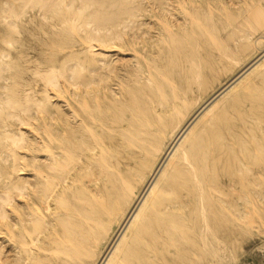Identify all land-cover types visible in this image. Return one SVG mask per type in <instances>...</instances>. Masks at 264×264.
Wrapping results in <instances>:
<instances>
[{
  "label": "bare ground",
  "instance_id": "obj_1",
  "mask_svg": "<svg viewBox=\"0 0 264 264\" xmlns=\"http://www.w3.org/2000/svg\"><path fill=\"white\" fill-rule=\"evenodd\" d=\"M74 1L21 0L18 8L8 3L3 19L7 34L18 35L14 20L25 6L37 7L43 20L48 12L61 22L69 20L72 25L61 26L63 34L87 27L88 48L100 32L119 47L126 44L128 32L132 45L147 33L145 22L138 19L144 9L140 3L111 1L116 6L111 14L93 10L83 16L85 7L102 0H78V7ZM152 1L172 15L171 0ZM91 54L86 66L62 61L43 74L45 83L55 87L60 77L66 79L71 101L67 110L54 105L48 123L54 141L46 148L40 133L41 152L23 158V170L31 159L38 160L33 178L15 169L6 176L0 194V264H213L217 245L228 248L231 233L261 211L264 146L254 136L251 146L240 139L248 112L238 102L247 95H236L227 106L210 112L219 97L264 60V49L191 110L215 78L219 59L203 60L196 69L182 66L178 89L173 85L170 95H157L130 60ZM3 69L0 63V73ZM112 72L128 86L123 102L109 83ZM16 86L0 110L20 118L18 110L30 114L32 98L20 96ZM11 140L19 144L22 133L12 134ZM93 164L96 176L91 178L86 169ZM67 196H72L71 204L64 200Z\"/></svg>",
  "mask_w": 264,
  "mask_h": 264
},
{
  "label": "rangeland",
  "instance_id": "obj_2",
  "mask_svg": "<svg viewBox=\"0 0 264 264\" xmlns=\"http://www.w3.org/2000/svg\"><path fill=\"white\" fill-rule=\"evenodd\" d=\"M67 1L62 0L63 3ZM111 1L117 0H102V4L85 7L83 16L92 14L93 10V14L97 15H101L103 10L111 14L116 8ZM8 3L18 8L21 0H0V53L4 54L0 55L3 56L0 57V63L4 65L0 73V106L5 96L11 93L15 82L16 91L20 96L27 95L32 98V102L29 115L18 110L20 118L0 110V194L4 190L6 176L13 169L16 173H29L31 179L33 178L38 160L31 159L30 164L23 170V158L41 152L40 133L43 134L46 148L54 141V132L48 126L55 115L54 105L68 109L71 98L66 79L60 77L56 87L45 83L43 74L48 71L50 65L58 66L62 61H77L86 66L93 56L91 52H101L113 60H130L133 67L137 66L138 75L142 74L144 77L143 81L148 89H152L157 95L164 92L170 95L173 85L178 89L182 66L186 69H196L203 60L219 59L215 78L210 82L209 88L188 107V110H191L203 103L212 91L231 80L264 49V0H171L168 10L172 15L161 12L157 7L160 4L155 1L132 0L133 5L140 3L144 8L138 19L142 18L145 22L143 30L148 29L147 33L139 35L135 39L136 45H132L128 41L132 39V34L128 32L126 44L119 47L115 39L109 41L104 32H100V36L90 40L91 48H88L87 27H73L65 31L67 34H63L61 26L72 23L69 20L61 22L50 12L43 20V14L35 6H25L23 14L14 20L18 35L7 34L6 21L3 19ZM73 6H79L78 0L74 1ZM139 33L140 30H137V34ZM51 37L56 41H52ZM7 41L11 44L7 45ZM135 61L138 64L134 65ZM37 72H40V75ZM122 81L117 72L110 74L109 83L118 90L119 102L127 99L128 86ZM133 92L137 93V90ZM226 93L213 103L210 114L227 106L228 100L234 96L247 95L248 98L242 97L238 102L239 107L248 112V119L245 127L239 130V136L249 146L252 145L253 136L264 146V60H259ZM41 102L44 103L43 109L38 108ZM119 102L115 103L118 105ZM85 103L88 106L92 104L90 99ZM20 132L22 143H12L11 135ZM101 149L110 148L101 146ZM263 156L264 153L261 157V211L254 212L248 217L243 228H236L231 233L228 248L217 245L213 252V264H264ZM254 169L258 171L260 168ZM86 170L91 171L89 177L96 176V165L93 164ZM64 200L69 204L73 202L72 196H67ZM250 205H253L251 201ZM55 224L60 228V222ZM106 240L100 242L98 255L102 252ZM42 259L48 263L47 259Z\"/></svg>",
  "mask_w": 264,
  "mask_h": 264
}]
</instances>
